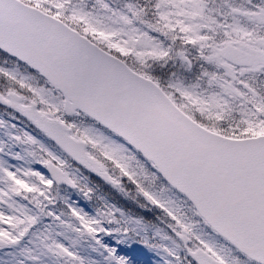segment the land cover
I'll return each mask as SVG.
<instances>
[{
  "label": "snow or ice",
  "instance_id": "6c2138e0",
  "mask_svg": "<svg viewBox=\"0 0 264 264\" xmlns=\"http://www.w3.org/2000/svg\"><path fill=\"white\" fill-rule=\"evenodd\" d=\"M0 264H264V0H0Z\"/></svg>",
  "mask_w": 264,
  "mask_h": 264
}]
</instances>
